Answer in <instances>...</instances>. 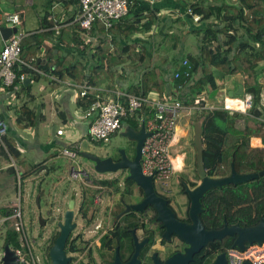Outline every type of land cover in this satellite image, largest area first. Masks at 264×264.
<instances>
[{"label": "trees", "instance_id": "obj_1", "mask_svg": "<svg viewBox=\"0 0 264 264\" xmlns=\"http://www.w3.org/2000/svg\"><path fill=\"white\" fill-rule=\"evenodd\" d=\"M76 2H78L79 6L78 0H69L66 3L69 5ZM134 2L136 5V0ZM263 2L264 0H238L235 6H228L229 11L223 15L220 7H216L215 10L212 5L205 8L200 4H191L188 9L194 15L199 16L200 20L207 21L213 17L218 20V24H207L197 31L200 36L198 53L194 56L187 55L184 57L190 67L189 79L183 76L185 67L181 66L179 77L177 79L172 77L170 82L166 78L168 72L165 73L161 66L152 65L146 54L140 53L136 67H142L146 64L148 66L147 68L145 67L146 70L141 75L139 84H132L126 91L129 94L142 93L143 95H147L150 92H159L161 96L163 93L170 95L169 84L174 89L178 86H183L179 89L177 98L187 108V111L194 116L193 121H200L202 124L203 166L209 178L216 179L228 176L231 164L238 174L256 173L264 170V107L260 104L262 89L260 79L264 72ZM14 12L19 11L15 10ZM71 20L73 18L68 23L72 22ZM45 22L47 23L46 16L40 24L45 25ZM153 24L154 20L152 18L150 23L144 25V29H141L137 25L127 24L121 19L114 22L111 28L106 29L102 23L96 22L92 30L94 35H98V42L92 57L93 62L87 65H82L79 60L83 51V41L80 38V33H78V31L81 32L79 24L75 32L69 28L58 31L56 42L66 50L55 47L58 50L57 57L53 63H49L50 66L47 65V62L45 64H37L34 59H30L36 53L32 49L34 48L36 51V47H39L40 43L35 46L32 45L30 48H25V46L28 47V40L23 45L27 36L22 40L21 59L26 60L25 62L43 73L53 75L60 80L68 78L70 81L78 83V85H83L86 76H88L85 83L87 86L113 91L115 90V84L122 82L124 78L116 72V67L122 66L129 61L125 54H135L134 51H130L127 47H122L120 39L127 43L134 33L141 30L147 32L152 28ZM50 33L52 32L50 31ZM111 46H114L116 51H112ZM69 50L71 52L67 53ZM15 72L18 75H33L36 81L41 76L24 66L16 67ZM235 75H239L242 78L244 94L252 97L251 109L245 113H229L222 106H214V97L219 88L218 82L227 76ZM18 83L22 86V90L29 89L23 86V82L17 80L7 90H13ZM97 93L101 96L103 95V92ZM94 94V92H90L88 100L84 99L81 101L84 108L95 100ZM145 108L146 110H152ZM17 115V126L28 128L36 125V115L28 108L26 103L20 106ZM238 120L242 121L239 127L237 126ZM126 122L130 124L132 129H137L138 126L135 120H125ZM122 127L124 126L122 125ZM252 139L260 140L262 148L252 147L250 143ZM9 140L8 127H6V134L3 138L5 150L15 161L16 165L24 168V171H19L18 167H12L11 171L15 177L19 176L20 182H23L41 169L43 164L30 166L26 159L20 158L19 152L12 141L10 140V142ZM79 148L72 150L78 154ZM61 155L65 157L62 152ZM196 158L197 154L194 147L193 171L195 173ZM242 169H245L246 172ZM16 170L20 172V175L17 174ZM196 177L199 179L197 174ZM91 183L97 189L91 191L83 190L79 207V213L82 218L88 217L89 210L94 205V198L100 192L99 189L101 187L113 188V192L120 194L121 199L127 200V196L132 194V186H135L131 180L126 178L124 179L123 189L118 187V179H92ZM191 186L194 187L195 184L191 183ZM43 194L42 190L38 191V201ZM200 202L203 208L200 218L205 229H220L224 222L228 225L238 224L241 227L256 225L264 217V176L237 186L229 185L220 189H213L207 192ZM12 214L13 209L7 213V215ZM90 218L93 219V215ZM91 219L88 220V223ZM129 236L126 229L118 230L117 233H113L114 240H110V243L115 242L116 245H120ZM102 240L104 241L105 238L103 237ZM4 243L8 244L12 250L17 249L19 247L18 234L13 229L8 230L5 234ZM67 245V252L79 250L73 242H68ZM219 245L213 244L212 249L224 252ZM231 245L232 243L227 248H230ZM207 257V255L202 256L200 261H208Z\"/></svg>", "mask_w": 264, "mask_h": 264}, {"label": "crops", "instance_id": "obj_2", "mask_svg": "<svg viewBox=\"0 0 264 264\" xmlns=\"http://www.w3.org/2000/svg\"><path fill=\"white\" fill-rule=\"evenodd\" d=\"M68 1L69 0L50 1L49 6L51 7V9L59 8V12L56 15L53 13H46L44 15V17L46 16L47 21V23L45 22V25L40 24L44 17L38 18V22L40 24L39 29L34 30L30 34H27V38L24 41L28 40V47L25 46V48H30L32 45L35 46L38 43H40V46L36 47V51L34 50V48L32 49L33 52H36L32 56V58H27L34 59L37 64H45L47 62V65L50 66L49 63H53L57 57L58 50H56L55 47L60 48L61 50L63 49L64 51L66 50L63 48V46L56 42V29H59L58 31H60L61 29L69 28L71 29V31L75 32L76 27L78 26L77 19L79 14L78 2L71 3L68 5L66 3ZM25 2L28 6H34L32 0H25ZM237 2L238 0H136V5L132 6L129 9L127 16L124 17L123 20L127 22V24L137 25V27L141 29H144V25L150 23L152 18L154 20V24L152 28H150V30L147 32H145V30H141L139 32L134 33L131 36L130 41L127 43H125L123 39H120L122 47H127L130 51H134L135 54H125L129 58V61L122 66L116 67V72L119 75H122L124 78L122 82H118L117 84H115V90L117 89L119 91L126 92L132 84H139L141 75L148 66L146 64L142 67H136L140 53H145L148 59H150L152 65L154 64L161 66L165 73L168 72V76H166V78L169 79V81L171 82L174 73L177 71L179 72V70L181 69L180 67L182 66L184 58L174 59L173 62L169 64L165 59L164 55L156 54L157 47H163L165 43L172 40L174 41L173 44L169 45L174 49H177V45H179V40L185 39L189 35H195L196 37L200 38L197 31L203 28L204 25L218 24V20L213 17L207 21L199 20L198 22H194L191 17H187L185 15V11H187L188 7L191 4H200L205 8L211 7L212 5L215 10L216 7H220L223 15L225 12L229 11V9L227 8L228 6L233 7L236 5ZM6 3L9 5L7 9H12L9 11H22L17 4L15 5L14 0H0L1 12L8 11L2 9V5H6ZM262 10L264 11V2L262 3ZM72 18V22L68 23ZM50 31L52 33H50ZM175 31L179 32L180 36L175 35ZM78 33H80V38L83 41V51L79 57V60L81 61L82 65H87L88 63L93 62L92 57L95 53L96 43L98 42V35H94L93 30H91L90 34L86 36L85 40L81 37L82 33L79 31ZM82 35L84 36V34ZM3 42L4 40L0 34V48L3 46ZM24 44L25 43H23V45ZM111 47L112 51H116V48L114 46ZM182 48H186L184 47V43L182 45ZM70 52L71 50L67 51V53ZM197 53L198 47L197 50H195L192 54L187 55L194 56ZM40 75L41 76L39 77L38 81L34 80L33 75H25V80H27L28 82H26L25 85L23 84L24 87L30 88L28 93H31L34 91L33 88H36L34 84L38 86L42 85V79L45 78L48 83V86L44 87L41 91H39V93H27L26 97L24 92L25 90H22V86L19 83L16 84L14 89H11L10 91L7 89H0V120L4 121L6 126L8 127L9 139L12 141L13 145L19 152L20 158L26 159L27 156L32 158L31 161H28L30 166L43 164L42 168L39 169L38 174H36V171L33 176L25 180L29 184H27L28 186L26 187V202L29 201L32 196H39L38 191L39 189L41 190V188L37 184L40 181L39 179L42 178V175L49 174L50 171H52L51 169L50 171H48L49 167L45 168V162L48 159L51 160L55 157H63L61 155V152L64 148H68L73 145H78L81 139L86 136L88 126V123H85L83 121V111L85 108L81 104V101H83V99L78 96L80 89L74 87L75 89H78V92H73L72 90L71 92H68V89H71L72 86L70 87L67 84L74 85L78 83L70 81L68 78H63L65 81H67V84H65V86L69 87H67V89L62 90V87L59 86L64 84L62 83L65 82L64 80H61V83H57L51 80V77L53 75H48L45 73ZM263 77L264 72L261 75L260 79V84L262 86L260 104L264 107ZM225 78H229L230 80H233V82H235L229 92H234L237 86L242 85V78L239 75L227 76ZM32 82L35 83L32 84ZM19 91L21 92V94H23V97L18 96ZM169 93H175L174 87L172 85L170 86V84ZM228 93L227 96H225L224 98L229 97ZM60 95L63 96L62 99L60 98ZM148 95L152 99H154L156 96H160L159 92H150ZM28 100H30L32 103L31 110L36 115L37 122L34 127L22 128L23 126H17L16 124L18 109L24 104H21V102H26ZM70 105H72V107ZM189 115H191V113L184 111L181 118L179 119V121L181 119L186 120L182 127L179 124L177 125L176 133L172 141L171 153L173 157H177L176 163H178L179 165L181 164V161L184 163V166L181 170L182 172L178 174L186 173L187 177L189 176L191 178V174L193 173L190 168H188L189 165L187 166L185 164L187 155L183 151L185 147H188L189 152L190 154L192 152L194 159V150L190 147L193 141V138L191 141L190 133H192L193 135L192 124L194 123V121L189 118ZM74 116H76L77 118H75ZM63 126H67L71 129L67 136H64L65 132ZM125 127L126 125L123 128ZM18 129H21L22 133L26 134L25 136L30 137L28 138L24 137L23 135H20ZM59 129L63 130V134L61 136L56 135V131ZM30 130H33V132ZM182 140L184 142L182 145H180ZM32 142H34V144H32ZM250 143L251 146L254 148H262V143L258 139H252ZM0 148L3 149L5 148V146H0ZM5 152L6 156L8 158H11L7 154L6 150ZM53 152H55L56 154ZM0 155L5 154L0 151ZM3 161L0 163V181H2V177H4L3 173L6 170V172L9 173L7 175L10 177V185H13L14 175L10 170L12 169V167H18L19 171H24V168L20 165H16V163L8 164L6 159H4ZM18 170H16L17 174L20 175V172ZM191 181L194 182L193 179ZM56 199H58V197ZM178 202L183 203L181 196L178 197ZM18 203L21 207V200ZM173 204L174 203H171V205ZM15 205L16 201L14 202L13 200L7 198V196L5 195H0V245L2 249L5 245V234L8 230L12 229L11 227L13 224L10 219L11 215H7V213L9 210H12ZM40 209L41 206H39V208L37 207L36 212Z\"/></svg>", "mask_w": 264, "mask_h": 264}, {"label": "built area", "instance_id": "obj_3", "mask_svg": "<svg viewBox=\"0 0 264 264\" xmlns=\"http://www.w3.org/2000/svg\"><path fill=\"white\" fill-rule=\"evenodd\" d=\"M78 1L80 14L77 22L85 37L90 34L96 22L102 23L106 29L111 28L114 22L127 16L129 9L135 5V0ZM22 14V11H0V30L3 28L16 29V32L12 33L0 48V89L9 88L17 80L20 82L25 80V74H16L15 70L18 66H24L36 74H43L41 70L32 67L21 59L22 40L27 36L17 28L21 23ZM185 15L191 17L194 22L200 20V17L194 15L190 9L185 11ZM58 30L56 29V34H58ZM182 66L185 67L183 76L189 79L190 67L186 60L182 62ZM178 77L179 72L177 71L174 73L173 78L177 79ZM51 80L61 83L60 79L53 76ZM67 85L80 89L78 96L83 100H88L90 92L95 93V100L87 104L83 111V117L88 121L86 137L90 142L107 144L111 136L122 129V123L125 120L131 121L133 119V121H136L138 127L135 131L144 125L148 136L141 148V171L144 176H152L155 192L159 196H167L173 177L181 173L184 166L182 161L180 165L176 163L177 157H173L171 153L178 121L183 112L187 111V108L177 98L179 89L183 86H178L175 93L163 94L152 99L148 94H129L117 89L107 91L103 88L87 86L85 83L83 85ZM97 92H103V95L101 96ZM232 101L237 103L232 104ZM251 106L252 97L245 94L242 97H226L222 103V108L229 113H245L251 109ZM145 107L152 110H146ZM6 127L5 122L0 120V146L3 147ZM62 134L63 130L56 131V135L61 136ZM79 147V144L73 145L70 149H64L62 154L67 158H74L77 153L72 149L76 150ZM10 219L13 223L11 228L18 234L19 247L14 249L18 262L37 264L35 243L27 235L19 203L13 207V214ZM224 254L227 264H244L246 262L264 264V242L261 244H246L242 250L237 247H230L226 249ZM67 255L72 259L75 257L72 252Z\"/></svg>", "mask_w": 264, "mask_h": 264}, {"label": "rangeland", "instance_id": "obj_4", "mask_svg": "<svg viewBox=\"0 0 264 264\" xmlns=\"http://www.w3.org/2000/svg\"><path fill=\"white\" fill-rule=\"evenodd\" d=\"M9 1V0H8ZM51 0H32V3L34 4L33 7L26 5L25 0H14L15 5L17 4L20 9L22 10V18L21 23L18 25V30L21 33L24 34H30L34 30L39 29V22L38 18H43L46 13L50 14H57L59 12V8L57 9H51L49 6ZM9 5L6 3V5H2L3 10H8L5 12H11L7 9ZM175 35L180 36L179 32L175 31ZM82 39L86 40V37H84L81 34ZM174 41L170 40L162 47H157L156 54L157 55H164L165 59L169 64L173 62L174 59H182L187 54H192L195 50H197V47H199L200 38L196 37L195 35H189L187 38L179 40V45H177V49H174L169 44H173ZM26 43V41H24ZM184 43L185 49L182 48V45ZM25 45V44H24ZM163 48V49H162ZM54 53V52H53ZM71 59V57H70ZM183 67V66H182ZM66 79V78H65ZM64 80V79H63ZM220 80V79H219ZM45 78L42 79V85L38 86L34 84L35 82H32L36 88H33L34 91L31 93H39L44 87L48 86V83ZM65 81V80H64ZM63 85H60L59 87H62L61 89H67L69 86H65L67 84V81L62 82ZM71 83V82H69ZM235 82L233 80H230L229 78L222 79L220 82H218L219 88L216 91V96L214 97V106H222V101L225 96H227V93L229 90L233 87ZM71 87V86H70ZM30 89V88H29ZM28 90H25V96L27 97ZM69 90V91H68ZM65 91L71 92H78V89H75L74 87H71V89H68ZM28 93V94H31ZM34 94V95H35ZM18 96H22L21 92H18ZM61 99L63 98L62 95H60ZM26 103L28 108L31 109L32 103L30 100L26 102H21V104ZM72 107V105H70ZM63 111V109H62ZM77 118L76 116H74ZM189 118L191 120L194 119L193 115H189ZM83 119V118H82ZM132 120V119H131ZM186 119H181L179 121V125L182 127L185 123ZM83 121L88 123L87 120L83 119ZM242 121H237V126L239 127L241 125ZM126 127L129 126V123H125ZM65 135L70 132V128L67 126H63ZM122 129L117 132L116 134L112 135L109 142L107 144H95L88 140V138L85 136L81 139L80 148L78 154L74 158H63V157H55L53 160L48 159L45 162V168H48V171L50 169L49 174L42 175V178H40L38 186L41 188L42 192L44 194L40 197L39 206L41 208H48L50 207L51 203L54 201L53 208L55 210V215L59 218V221L62 222V213L66 209V202L69 200L72 192L75 193V207H74V221L77 225V230L84 239H89L90 242L87 243V248L92 249L95 243H97V239L95 238V233L97 231V227L99 225H102L106 221V211L109 210L107 206L111 203L112 198L116 197L119 198L120 194H117L113 192V190L107 189V188H101L99 189L100 192L95 196L93 206H91L89 213H88V219L87 218H81L82 216L79 213V206L81 204V194L83 190H95L97 189L95 186L91 184V181L88 179H85L80 173H82L83 170L87 171V173L90 176H93V179H110L115 174L119 176L120 179L119 182L123 183L124 179L127 177V171L121 170L115 173H106L98 175L97 173L92 170V165H94L92 162L88 161L86 158L81 156L80 153H88L94 156H97L99 158H107L111 157L114 160L119 159L118 150L124 149L127 151V158L132 159L134 157V143L128 141L126 138L121 137ZM33 132V130H30ZM18 132L20 135H23L24 137H30L25 136L26 134L22 133L21 129H18ZM29 135V134H28ZM191 141L193 138L192 133H190ZM35 140V139H34ZM183 140L181 141L180 145L183 144ZM34 144V142H32ZM190 147L194 150L193 144L190 145ZM5 155H0L2 158L6 159L8 164L15 163V161L12 158H8L6 156L5 148L0 149ZM183 151L187 155V159L185 160V164L190 168L193 174V155L192 152L190 154L188 147H185ZM56 152V151H55ZM53 152V153H55ZM56 154V153H55ZM0 157V163L4 160ZM32 158L27 156L26 161H31ZM4 162V161H3ZM187 169V168H185ZM244 172H246L245 169H242ZM11 171V170H10ZM39 171V170H38ZM37 171L36 174L39 172ZM4 177H2V181H0V195H5L7 198L16 201V204L21 200V210H22V220L27 232L28 237L34 241L35 248L37 250V264H50V260L48 258V247L50 246V243L48 241V237L54 236L53 234L58 232V227L55 225L47 226L46 229L39 227L38 223L41 224L37 220L38 211L37 205H36V196H32L29 201L26 202L25 197L27 193V186L29 185L28 182L25 180L23 182H20L19 176L14 175L13 179V185H10V177L7 175L9 174L6 172V170L3 173ZM196 177V176H195ZM187 179V174H176L173 177L172 186L170 188V196H168L169 200L174 203L171 205L173 209L176 211L178 215L181 214V216L184 215L183 211L185 210V207L187 206V202L185 203L186 199L183 200L184 207L178 205V197L181 196L180 187L176 184V181H179V179ZM117 180V179H116ZM28 184V185H27ZM124 186V184H123ZM113 189V188H112ZM120 189H123L120 187ZM136 186H132L131 191L133 193L132 196H127L128 198H131L132 201L137 202L141 195H138L136 193ZM40 190V189H39ZM21 196V197H20ZM58 197V199H56ZM61 197V198H60ZM63 198V200H62ZM126 198V197H125ZM96 203V204H95ZM36 213V214H35ZM93 215V220L88 223V220L91 219L90 216ZM46 219V216H43ZM51 233V235H50ZM50 235V236H49ZM234 238L227 237L222 241V243H218L216 241V244H220L219 247L223 248V251H226V248L230 246V243H232ZM178 246V245H177ZM176 248V247H175ZM3 249L0 245V258L2 256ZM81 256V255H80ZM76 258H73L72 261H76ZM215 258L213 259V261Z\"/></svg>", "mask_w": 264, "mask_h": 264}, {"label": "water", "instance_id": "obj_5", "mask_svg": "<svg viewBox=\"0 0 264 264\" xmlns=\"http://www.w3.org/2000/svg\"><path fill=\"white\" fill-rule=\"evenodd\" d=\"M16 32V29H2L0 34L4 41L8 40L12 33ZM87 78L84 83L87 82ZM27 80L23 81L25 85ZM244 95V88L242 85L236 87L234 92H229V97H242ZM193 127V141L192 144L195 147L197 158H196V174L198 175L197 185L192 189L185 183L184 193L189 199L188 208V219L189 223H184L176 219L175 213L170 208V205L164 197L159 196L154 189L152 176H144L141 171L140 159H141V148L145 138L148 134L145 132L144 125H142L137 131L131 127H125L121 132V137L126 138L128 141L134 143V157L132 159L127 158L124 149L118 150L119 159L113 160L111 157L99 158L97 156L80 153L81 156L86 158L88 161L94 164V171L99 174L115 173L121 170L127 171L126 179L131 180L136 187H138L143 193V199L140 203L127 206L125 212H143L146 208H151L156 213V221L159 222L164 229L163 238L169 240L171 235H175L183 243L188 245V248L183 255V259L186 261L190 260L191 257L198 253L207 244L215 241H222L227 237L234 238L232 247H237L242 250L246 244H261L264 242V217L259 220L256 225L249 227H241L240 225H228L224 222L222 228L217 230H206L200 215L203 213V208L200 200L204 195L212 191L213 189H220L224 186H237L253 180H256L264 176V170L254 173L238 174L235 172L233 165H230V174L222 178H209L206 175L203 166V146H202V124L200 121L194 122ZM75 193L72 192L70 200L68 202L67 210L64 214V220L58 222L59 235L55 239L53 245L48 250V258L50 264H68L70 258L66 256L65 245L69 237L70 232L74 229V224H71L74 210V199ZM36 205L39 208L38 197H36ZM40 220V219H39ZM53 219L51 218L50 222ZM41 224L44 221L40 220ZM135 254L131 258L130 263H136V256L138 250L142 244L137 242V238L134 236L132 231ZM173 259V258H172ZM171 259V260H172ZM180 259V257H179ZM169 260V262L171 261ZM0 264H26L24 262H18V257L14 250L10 248L8 244L3 247L2 256L0 258ZM112 264H120L118 254H116L115 260ZM213 264H227L225 254L220 253L216 256ZM249 264V263H244Z\"/></svg>", "mask_w": 264, "mask_h": 264}, {"label": "flooded vegetation", "instance_id": "obj_6", "mask_svg": "<svg viewBox=\"0 0 264 264\" xmlns=\"http://www.w3.org/2000/svg\"><path fill=\"white\" fill-rule=\"evenodd\" d=\"M122 125L125 126V121L122 123ZM128 127H130V125ZM125 154L127 155L126 150H125ZM92 170H94V165H92ZM80 174L85 179H88L90 181L93 179V176H90L85 170H83L82 173ZM97 174L101 175L99 173ZM195 176L196 173L191 174V178L188 176L187 180L179 179V181H176V184L180 187V192L183 191L180 193L181 198L184 200L186 199L185 203L187 202V206L183 211L184 213L183 216H181V214L178 215L171 206L172 201H170L168 198V196H170V189L168 195L164 196V198L167 199L170 208L175 213L176 219L184 223H189L188 214H187L189 208V199L187 195L184 193L183 183L187 184L189 188L192 189L193 186H191V183H194L195 181L199 180ZM114 179H120V178L117 174H115V176L107 180H114ZM192 179L194 182L191 181ZM98 180H105V179H98ZM122 182L123 183L119 182L118 185L119 188L120 187L123 188L124 181ZM136 193L138 195H141V198L137 202L132 201L131 198H128L127 200H123L121 199L120 196L118 199L116 197L112 198L111 203L107 206L109 210L106 211V221L102 225H99L97 227V231L95 233L96 235L95 238L97 239V243H95L92 249H88L86 247L87 243H89L90 240L84 239V237L78 231H76L77 225L76 222L74 221L75 213L73 210V217L71 224H74L75 226L74 229L70 232L69 237L66 241V245H65L66 256L68 257L67 254L69 253L67 252L68 242H73L75 247L79 250L72 252V254L75 255L74 258H76L77 260L73 262L72 258L69 257L70 262L68 264H112L115 260L116 254H118L120 264L130 263L131 258L135 254V245H134L132 231H134V236L137 238V242L139 244H142L135 258L136 260L135 264H213L214 262L213 259L216 258L218 254L224 253V252H218L217 250L214 251L212 249V245L216 243L215 241L213 243L207 244L198 253L194 254L190 260L186 261V263H183L185 262V260L182 257L183 255H185V251L188 248V245L183 243L175 235H171L169 240H165L163 238L164 229L162 228L161 224L156 221V213L154 212L153 209L148 207L143 212H133V211L125 212L127 206L138 204L142 201L143 193L138 187L136 189ZM132 195L133 193L131 194V196ZM69 200L66 202L67 204L66 209L61 215L62 221L64 220V214L67 210ZM53 203L54 201L51 203L50 207L45 209L41 208L38 211L37 220L39 222L40 220L44 221V224L38 223L39 227L46 229L48 225L57 226L58 222H60L59 218L55 215V210L52 205ZM178 205L184 207L183 203L179 202ZM74 207H75V199H74ZM43 216H46V219ZM51 218L53 219V221L48 224ZM92 220L93 219H91V221ZM122 229H126L128 234L130 235L129 238L123 240V242L120 245H116L115 242L110 243V240L112 241L113 239V233H117L118 230L120 231ZM210 230H217V229H210ZM59 231L60 230L58 227V232L53 234L54 236H50L51 235L50 233L49 235L50 237H48L50 246L53 245L55 239L59 235ZM103 237L105 238L104 241L102 240ZM222 241H218V242L220 243ZM206 255L208 256L207 257L208 261L206 262L200 261L201 257ZM169 260L171 261L169 262Z\"/></svg>", "mask_w": 264, "mask_h": 264}, {"label": "bare ground", "instance_id": "obj_7", "mask_svg": "<svg viewBox=\"0 0 264 264\" xmlns=\"http://www.w3.org/2000/svg\"><path fill=\"white\" fill-rule=\"evenodd\" d=\"M231 103H232V104H236L237 102H235V101H232ZM178 134H179V133H178Z\"/></svg>", "mask_w": 264, "mask_h": 264}, {"label": "clouds", "instance_id": "obj_8", "mask_svg": "<svg viewBox=\"0 0 264 264\" xmlns=\"http://www.w3.org/2000/svg\"><path fill=\"white\" fill-rule=\"evenodd\" d=\"M197 182H198V181H195L194 184L197 183ZM196 185H197V184H195V186H196ZM231 247H232V246H231ZM246 263H248V262H246ZM249 264H250V263H249Z\"/></svg>", "mask_w": 264, "mask_h": 264}]
</instances>
